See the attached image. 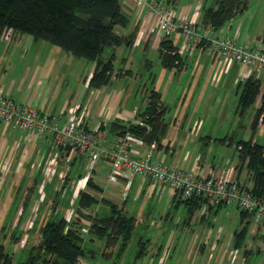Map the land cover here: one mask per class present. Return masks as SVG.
<instances>
[{
  "label": "crops",
  "instance_id": "1",
  "mask_svg": "<svg viewBox=\"0 0 264 264\" xmlns=\"http://www.w3.org/2000/svg\"><path fill=\"white\" fill-rule=\"evenodd\" d=\"M169 2L175 5V16L186 17L191 21L199 22L203 10L202 5H188L187 7L178 9L177 0H169ZM120 3L124 14L128 18V22L125 26H119L120 29L116 32L124 37L130 36L131 38L128 39L127 37V41L116 49L115 61L119 60V65H121L117 70L114 68L111 81L117 80L120 76L125 80L124 83L121 86L110 89L107 86L111 81L99 88L88 86V79L94 70L95 62L91 61V63L84 65V74L85 70H87V73L83 76L80 72L81 68H83L82 61L79 63L74 59L78 57H75L68 51L65 53L58 46V49H55V47H51L45 43L44 40L39 45H41L42 51L46 50V61L43 62L41 54L38 53L34 65L26 64L20 76L17 89L18 94L23 87V91H27L26 97L18 95L17 98L22 100L21 103L31 105L45 112L62 113L66 116L76 112L83 117L84 124L89 129L97 130L102 128L106 130L108 133L107 143H110L118 136L112 130L113 123L118 122L124 125L130 122H142L144 109L139 110L133 101L127 100L128 88H124L126 80L134 78L136 74L131 69L133 62L131 55L138 51L140 60H138L137 65L149 63V60L144 56L154 49L159 54V45L163 38L157 32L156 17L151 11H148L147 6L137 4L136 0H120ZM231 29L232 25L229 26L228 32ZM233 35L237 38L240 36L238 28L234 31ZM12 36L17 37L18 34L13 33ZM22 36L20 34V38ZM169 39L176 45L178 53L184 59V64L180 69L167 68L163 66L160 59L163 74L175 70V72L184 75L187 72V68L191 66V83L194 84H192L190 97L191 99L196 97V100L190 110L180 111L169 121L165 118L164 113L163 120L167 124V128L160 145H157L155 142L134 145L132 154L134 156H141L149 150L151 144H154V158L167 163L171 167L194 172L200 176H216L223 172L229 179H237L245 187L252 188L251 176L247 171L246 165H241L238 152L236 157L234 154H231V158L227 159V164L217 161L210 154L212 152L211 146L215 142L227 145L228 147L234 145L229 144L231 139L228 138V133L223 135L222 130L213 128V125L211 127L207 126L209 114L200 112L202 99L206 96L209 86L210 88L213 87L212 95H214L217 88H220L218 92L221 89L223 90L222 94L224 96H228L231 91H234L237 108L240 91L239 85L247 80L245 76L247 69L236 62H231L219 55H214L204 45L186 49L184 41L179 34L170 36ZM259 40L264 43L262 36ZM50 55H54V57L47 60L49 58L47 56ZM191 57H195L193 61H190ZM151 80L154 82L155 79L151 76ZM80 82L82 85H80ZM61 86H65L64 92L61 91ZM153 89L158 92L160 103L165 107L162 102V92L156 84ZM0 90L11 97L17 94L12 92L11 87L6 88L2 83L0 84ZM11 93L13 94L11 95ZM186 101L187 98L184 97L182 102L185 103ZM143 103L145 107L147 104L146 100ZM252 106L254 112L249 120L250 127L256 111L261 107L262 113L251 138L254 142L264 145V78L260 79L259 94ZM220 124H222V121ZM197 138L199 141L196 143L195 140ZM232 141L234 140L232 139ZM204 149L207 151V155H205ZM225 156H229L228 149ZM62 162L63 169L66 173H69V178L71 179L70 189L77 195L80 189L77 190L78 188L76 189L75 185H72V181L83 180L82 189H85L87 180L91 179L101 187V191H90L94 195L98 193L102 198H108V195H112L113 191L121 186L122 190L125 191L126 195H123L126 196L125 198L131 192L135 201L142 200V206L147 205L148 201H153V199H157L161 203L165 200L164 205L169 204L175 207L183 203L181 201L183 198L174 193L169 187L159 186L150 179L142 178L138 175H132L127 172L128 178L120 177L117 181H110V165L107 160L100 159L93 161L87 154L78 153L73 149L54 148L47 139L21 131L11 122L0 120V215H5L8 208L12 205L11 199L15 200L10 187L12 184L32 180L37 183H43V188L45 189L48 181L52 182L55 178H61V171L57 172V169L62 165ZM100 171H102V174H99ZM128 181L130 182L129 187L126 188ZM13 188L16 189L15 185ZM36 197L39 198L38 196ZM221 207L203 204L191 214L188 210L187 213L192 215L197 211H201L200 217L203 219L205 214L217 213ZM185 208L188 209L186 205ZM23 211L27 213V206L24 207ZM237 211L239 229L247 223V233L242 246L238 248V252L241 255L229 263L235 264L237 261L240 263L241 260L242 264H250L248 258L254 252L264 254V223L255 222L251 216H246L244 221H242L241 211L239 209ZM227 214L232 216L233 211L229 209ZM239 229L234 230L229 238H222V235L218 234L217 243L219 240L223 246H226L228 241L232 243L234 241V232ZM220 262L223 264L225 261L221 260ZM207 264H210V262Z\"/></svg>",
  "mask_w": 264,
  "mask_h": 264
},
{
  "label": "rangeland",
  "instance_id": "2",
  "mask_svg": "<svg viewBox=\"0 0 264 264\" xmlns=\"http://www.w3.org/2000/svg\"><path fill=\"white\" fill-rule=\"evenodd\" d=\"M196 4H200L204 8L213 4V0H177L178 9ZM246 4L245 9L231 16L222 28L216 30V34L232 36L238 28L240 36L237 41L239 43L246 44L249 47H264V43L259 40L264 33V0H246ZM230 25H232V29L228 32ZM119 29V26L115 27L116 31ZM21 35H23L22 38H20V34L17 37H13L11 32L8 31L0 36V84L2 83L6 88L11 87L12 92L17 93L16 96L11 93L17 102H22L20 98H17L18 95L27 96V91H23L24 87L19 94L17 91L25 65H34L38 53L41 54L43 62L46 61V50L42 51L41 45H39L44 40L34 39L32 35L26 33ZM45 43L55 47V49L57 48V46L49 42L45 41ZM60 49L63 50L62 48ZM131 56L133 61L131 69L136 74L134 78L126 80L124 88H128L127 100L133 101L136 108L139 110L144 109L143 102L145 100L148 102L150 90L155 84L162 92V102L166 107L163 110L168 121L180 111L190 110L193 107L196 97L193 99L190 97L192 84H194L191 83V66L187 68V72L184 75L175 72V70L163 74V68L156 49L150 50L144 56L149 60L147 64L137 65L138 60H140L138 51L132 53ZM47 57H49L47 60H50L54 55ZM191 58L190 61H193L195 57ZM74 59L79 63L82 61L83 68H81L80 72L84 76L87 73V70H85L84 74V65L91 63V61L85 58ZM119 62V60L114 62L115 70L120 67L121 64L119 65ZM151 76L155 79L154 82L151 80ZM124 81L119 76L117 80H112L107 87L110 89L121 86ZM81 82L80 85H82ZM60 89L64 92L65 86H61ZM212 89L213 87L210 88L209 86L206 96L202 99V106H200V112L209 114L206 125L209 127L213 125V128L222 130L223 135L228 133V136H232L234 141L250 139L253 130L250 127L249 120L253 116V106L251 105L240 116L238 112H235L236 99L234 91H231L230 95L224 96L222 94L223 90L221 89L218 92L220 88H217L214 95H212ZM184 97L187 98L185 103L182 102ZM221 121L222 124H220ZM197 141H199L198 138L195 142L197 143ZM211 148L212 152L210 154L217 161H222L225 164H227V159L231 158V154H234L235 157L237 156L234 146L228 147L215 142ZM227 149L229 151L228 157L225 156ZM191 150L194 151L193 149ZM204 153L207 155L205 149ZM62 169L63 162L57 169V172L61 171L60 180L55 178L52 182L48 181L45 189L43 188V183H37L32 180L17 182L10 186L15 200L12 198V205L8 208L7 213L0 215V243H3L4 250L11 253L15 260H24L26 249L39 243L41 239L40 229L45 222L60 216L72 221L77 218L75 211L77 194L70 189L71 179L69 178V173ZM99 174H102V171ZM83 183L84 181L80 182L77 190L83 188ZM14 185L16 189L13 188ZM77 190L75 191L77 192ZM123 195L126 194L120 186V188L118 187V189L113 191L112 195H108L106 199L115 203L117 207L122 208L129 215L135 216V229L128 246L120 253V240L113 246L105 247L104 240L94 239L93 241H88L86 239L88 242L85 243V247L93 249L95 252L89 258L82 257L80 264H207L208 262L210 264H222L221 262L219 263L221 260L225 261L223 264H230L229 262L234 261L241 255L238 252V248L234 247V241L232 243L228 241L226 246H223L220 240L217 243L218 234L222 235V238H229L234 230L239 229L238 211L235 206L222 205L217 213L205 214L202 219L200 217L201 211L190 215L187 213L183 203L175 207L169 204L164 205L165 200L161 203L157 199H153V201L149 200L147 205L142 206V200L135 201L131 192L127 198ZM95 196L98 199L102 198L98 193H95ZM22 205L24 207L27 206V213L21 212ZM97 208L107 210L103 202H99L96 207L82 209V211L86 214H94ZM229 209L233 211L232 216L227 214ZM246 216L248 215L242 216V221H244ZM80 222L87 225L89 220L86 216H82ZM16 227H19L18 231H16ZM14 235L18 240L15 241ZM140 251L141 254H139ZM21 253L23 254L21 255ZM248 262L250 264H264V254L254 252L248 258ZM235 264H242V262L240 260V263L237 261Z\"/></svg>",
  "mask_w": 264,
  "mask_h": 264
},
{
  "label": "trees",
  "instance_id": "3",
  "mask_svg": "<svg viewBox=\"0 0 264 264\" xmlns=\"http://www.w3.org/2000/svg\"><path fill=\"white\" fill-rule=\"evenodd\" d=\"M246 5V0H213V4L203 8L199 22L219 30L231 16L242 12ZM127 22L120 0H0V35L8 31L11 34H30L34 39L45 40L75 57L94 61L88 86L95 88L108 84L113 77L116 49L127 41V37L131 38L118 34L115 27L125 26ZM262 40L264 42V33ZM159 57L167 68L180 69L184 64L176 45L169 38L161 40ZM239 90L236 112L242 116L255 102L260 81L249 78L239 85ZM163 109L165 107L160 103L158 92L152 88L142 113L143 124L130 122L123 125L115 122L112 130L117 135L131 132L148 144L155 142L160 145L167 128ZM261 113L262 107L254 115L252 130L256 129ZM228 138L231 139L229 144L234 145L238 152L241 165H246L251 176V191L264 194V145L254 142L252 138L237 141H232V136ZM90 190L101 191V187L88 179L86 188L80 190L76 198L77 218L72 221L60 216L45 222L40 229L39 243L26 249L24 260H15L0 243V264H80L82 257L94 255L93 249L85 247L86 242L94 239L104 240L105 247L113 246L120 240L119 252H123L134 232L135 216L106 198L98 199ZM181 201L190 214L205 204L196 198ZM99 202H103L107 210L97 208L94 214L83 213L82 209L96 207ZM21 210L23 212L24 206ZM245 214L241 211L242 216ZM82 216L89 220L87 225L80 222ZM85 226L87 232L82 230ZM18 228H15L16 231ZM246 233L247 223L234 232L235 248L241 247ZM14 239L18 240L15 235Z\"/></svg>",
  "mask_w": 264,
  "mask_h": 264
},
{
  "label": "built area",
  "instance_id": "4",
  "mask_svg": "<svg viewBox=\"0 0 264 264\" xmlns=\"http://www.w3.org/2000/svg\"><path fill=\"white\" fill-rule=\"evenodd\" d=\"M145 5L156 17L157 32L161 38L181 35L186 49L206 46L214 55H219L246 68L247 79L264 78V47H249L239 43L236 36H220L211 25L186 17L175 16V5L169 0H136ZM0 120L11 122L21 131L43 137L57 149H73L87 154L97 161L109 162V180L128 178L127 172L150 179L159 186H167L183 199L196 198L207 205H233L251 216L255 222L264 223V194H255L251 188L237 179H229L225 173L200 176L181 168L171 167L153 156L154 144L141 155L134 156V145H144L145 140L126 132L107 143L104 129L91 130L85 126L83 117L76 112L69 116L62 113L42 111L31 105L17 102L0 90ZM143 124V122H139ZM83 180L72 181L76 189ZM129 181L126 188L129 187ZM82 230L87 232V227Z\"/></svg>",
  "mask_w": 264,
  "mask_h": 264
}]
</instances>
